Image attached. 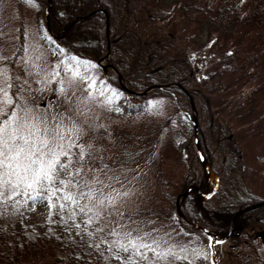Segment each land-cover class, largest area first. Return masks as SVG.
<instances>
[{"label":"rangeland","instance_id":"rangeland-1","mask_svg":"<svg viewBox=\"0 0 264 264\" xmlns=\"http://www.w3.org/2000/svg\"><path fill=\"white\" fill-rule=\"evenodd\" d=\"M118 6L111 39L121 37L125 31L130 33L126 49L119 47L115 59L131 64V76H144V69L161 70L155 74L161 81L171 68H177L190 74L191 78L184 83L192 90L196 89L195 79L212 90L218 72L222 74L227 92L235 93L231 133L244 130L246 134L243 142L236 144L242 154L240 165L228 181L229 186L222 184L221 187L222 191L226 187L231 189L225 204L233 207L243 201H263L264 61L261 60L257 67L239 65L229 56H222L218 47H212L214 40L207 41L205 36H201L198 43L183 39L182 24L175 9L158 5L145 11L138 7L137 0H127L126 3L119 0ZM46 12L45 6L37 1L0 0V72L5 73L11 85L9 94L17 104L46 119L49 127L61 125L65 132L64 150L69 157L78 160L79 155L83 160L85 166L76 168L72 183L64 181L65 185L58 188L57 204L64 216L76 220L78 214L85 213L87 220L101 221L111 227L120 244L131 243L144 252L148 249L140 244H152L158 255L184 259L189 264H199L200 260L214 264L211 255L219 254L226 256L223 264H264V237L255 238L254 243L232 251L230 245L238 235L232 232L233 237L219 247L223 251L212 252L214 248L209 245V240L193 233L183 223L180 227L187 238L168 219L169 214L177 217L176 198L184 190L183 179L187 174L184 160L174 147L184 150L187 157L191 156L193 149L195 151L193 120H197L199 146L207 152L211 169L217 173L222 164L233 161L216 154L212 135L214 122L210 117L216 109L208 107V113L206 104L204 106L192 96L195 111L189 114L190 98L177 92V103L187 121L173 119L164 127L173 113L175 102L158 95L150 97L148 114L142 112L132 118L121 117L117 113L121 110L118 108H122L118 100L124 95L106 82L105 75L114 74L110 64L105 58L97 60L88 55H67L47 46L45 40L50 35L46 28ZM136 43H141L143 50L145 47L148 51L146 59L143 51L142 55L135 57L127 50ZM253 46L254 42L243 38L240 51H248ZM230 47L226 55L235 49ZM169 56L172 58L170 64ZM137 67L140 68L133 70ZM200 106L203 108L198 111ZM196 165L198 173L203 175L202 164L196 160ZM202 182L204 193H209L215 184L209 175L202 178ZM219 199L220 195L218 202ZM99 200H104V204H99ZM194 200L191 202L195 205ZM183 201L184 198L180 197V207L184 205ZM210 205L219 207L220 204ZM17 211L28 238L48 234L65 238V242L74 240L68 229L64 234L56 231L53 201L40 197L38 193L24 198L17 205ZM255 216L264 229V209ZM250 226L252 230L257 228L253 224ZM254 232L257 234V230ZM215 236L218 239L224 237ZM242 240L246 242L247 238ZM257 250L259 254L255 253ZM63 264H67V259Z\"/></svg>","mask_w":264,"mask_h":264},{"label":"trees","instance_id":"trees-1","mask_svg":"<svg viewBox=\"0 0 264 264\" xmlns=\"http://www.w3.org/2000/svg\"><path fill=\"white\" fill-rule=\"evenodd\" d=\"M32 1L43 4L49 10V28L47 31L50 37L45 40V44L51 49L65 52L67 55H88L97 60L105 58L107 63L111 64L121 74L125 87L133 92L145 91L153 85L167 86L180 83L204 106L206 104L207 110L208 107L216 109L215 113L210 114L214 122L212 135L216 146V154L229 157L233 161L228 164H222L220 171L216 173L220 180V186L216 194L211 197L200 196L193 198L194 195L198 194L196 190H193L184 197V205L182 204L180 208L190 223L184 221L178 215L174 217L169 214L168 219L173 221L174 227L181 231L183 235L185 233L180 226L184 223L192 229L193 233L201 235L208 240L200 229L192 226L193 223L205 227L213 234L226 236L235 214L240 209L258 201H243L240 204L229 207L225 204V201L229 197L231 189L226 187L224 191L221 190L222 184L229 186L228 181L232 179V175L240 165L242 154L236 144L242 143L246 137L244 130L238 131L236 134L231 133V125H234L231 113L236 105L235 101L232 102V98L235 93L227 92L228 87L223 83L222 74L218 72L216 76L217 82H215V87L212 90L208 88L209 86H204L198 79H195L194 83L196 84V89L192 90L193 88H189L184 83L186 79L189 80L191 78L190 74H185L183 70L177 68H171L167 72L168 74L162 77L161 81L157 80L155 76L161 70L154 72L144 69V76L138 74H132L133 76H131V64H124L121 59H115L117 49L119 47L125 48L127 45V39L131 37L130 33L125 31L121 37L115 40L111 39L115 32L113 23L118 14L119 0ZM123 1L124 3L127 2V0ZM137 4L138 7L144 8L145 11H149L158 5L171 10L175 9L176 17L182 24L183 39L198 43L200 37L205 36L207 41L214 40L212 47H218L222 52V56H229L238 62L239 65L257 67L261 60L264 61V0H221L219 2L216 0H137ZM103 11L107 13L108 21L106 13ZM243 38H249L254 42V46L248 51H240V44L243 42ZM229 46L235 49L226 55ZM127 50L130 51L131 56L135 57H139L143 52L145 59L148 55V51L145 47L143 50L141 43H136V46ZM168 63H172L170 56ZM146 64L144 61V67H146ZM186 64L190 67L187 59ZM139 68H133V70H138ZM105 77L107 79L106 82L111 87L113 86V88L124 95L118 100L121 103L119 106L122 108H118V110H121L117 113L122 115L121 117L132 118L142 112H144V115L148 114L150 112L148 106L150 97L158 95L171 98L175 102L173 113L164 123V127H167L173 119H177L180 122L187 121L180 104L177 103V92L186 98L188 97L179 87L156 88L144 95L132 94L120 87L117 74H107ZM202 108L200 106L198 111ZM187 111L189 114L192 112L191 105ZM208 113H210V109ZM245 124L251 125L252 122ZM179 149L174 147V150L178 151L180 158L184 160L187 173L183 179V192L192 185L198 186L204 192L205 187L202 178L208 176V174L205 171L203 175L198 173L196 160L199 161V157L196 150L194 151L193 149L191 156L187 157L185 151ZM202 152L208 162L207 152ZM59 162L68 165V173H62L59 178L63 181H69L70 184L75 179L73 174L76 172V168L85 166L79 155L78 160L68 155H63L59 158ZM64 185V183L62 185H54V193L39 195L42 198L53 201L56 231L59 234H64L63 232L68 229L73 234L74 240L65 242V238L59 239L54 235L48 234L39 235L35 239L28 238L22 226L17 205L24 198L37 193V191L24 190L23 194L15 196L14 199L0 203V264H29L30 262H36V264H63L65 259H67V264H189L184 259L175 260L172 257L163 256L164 258L158 259V254L155 251L147 250V252H144V249H139L131 243L120 244L117 242L111 227L101 221L87 220L84 218L85 213L84 215L82 213L78 214L76 220L69 216H64L56 199L58 188ZM218 195H220V202L217 200ZM193 200L195 205L191 202ZM208 203H219L220 205L219 207H212ZM261 209H264V207L248 211L236 218L233 232L238 235L234 236L230 250L234 251L242 245H250L254 243L255 238H259L254 231H263V227L259 224L260 219L258 220L255 215ZM200 211L208 221L204 220ZM246 222H249V224H246ZM252 224L257 227L255 230L251 229L252 226L250 225ZM232 237L233 234H231L230 238ZM242 238H247L249 242L243 241ZM208 242L211 248H214L212 252L217 250L222 252L223 249H219V247L226 243ZM124 247L129 248L131 255L129 252L123 251ZM255 253L259 254L258 250ZM141 254L146 256L147 259H143ZM224 255H211L215 259L214 264H223L222 262L226 257ZM235 258L237 261H241L238 256H235ZM200 261V263L198 262L199 264H208L207 260Z\"/></svg>","mask_w":264,"mask_h":264},{"label":"snow or ice","instance_id":"snow-or-ice-1","mask_svg":"<svg viewBox=\"0 0 264 264\" xmlns=\"http://www.w3.org/2000/svg\"><path fill=\"white\" fill-rule=\"evenodd\" d=\"M0 77H4L0 80V203L14 199L24 190L37 191L38 195L54 193V185L64 183L59 178L61 174L68 173V165L57 159L61 154L68 155L63 144L65 132L61 125L49 127L46 119L18 105L9 94L11 85L5 73L0 72ZM98 203L103 205L104 200ZM140 247L154 251L152 244L141 243ZM123 251L131 255L128 247ZM157 258L164 257L158 255Z\"/></svg>","mask_w":264,"mask_h":264},{"label":"water","instance_id":"water-1","mask_svg":"<svg viewBox=\"0 0 264 264\" xmlns=\"http://www.w3.org/2000/svg\"><path fill=\"white\" fill-rule=\"evenodd\" d=\"M104 13H106L105 11H103ZM48 13L49 11L46 12V23H47V28H49L48 26ZM106 17H107V21H108V15L106 13ZM110 68H112L114 70V67L112 65H109ZM117 76H118V79H119V83H120V86L126 90V91H129L133 94H147L148 92H150L151 90L153 89H156V88H159V89H163L165 88L163 85H153L151 87H149L148 89H146L145 91L143 92H133L131 90H128L125 88L124 84H123V80H122V77L119 73H117ZM177 86H180V88L189 96L190 98V104L192 106V109L195 111V107H194V101L192 99V97L190 96V94L188 93V91L182 87L181 85L179 84H176ZM193 129H194V138H195V147H196V151H197V154L199 156V160L204 168V171L209 175L211 176L214 180H215V186L213 188V190L208 193V194H204L203 192H201L196 186H190L189 188H187L183 193H181L177 199H176V208L178 210V215L183 219L185 220L186 222H189L188 219L184 216V214L182 213V211L180 210V205H179V202H180V197H185L187 196L192 190H197L198 193L200 195H203L205 197H210L212 196L213 194L216 193V191L218 190L219 188V178L218 176L211 170L210 166L208 165V163L206 162L205 160V157L202 153V151L200 150V146H199V141H198V123H197V120H193ZM264 206V201L262 202H258V203H253V204H250L242 209H240L234 216L232 222H231V225H230V229H229V232L228 234L222 238V239H218L216 236H214L212 233H210L208 230H206L205 228L201 227V226H198V225H194L195 227L201 229L205 235L209 238L210 241L212 242H217V243H223L225 242L231 235L232 233V228H233V225H234V220L241 214L243 213H246L248 211H252V210H255V209H258V208H261Z\"/></svg>","mask_w":264,"mask_h":264},{"label":"flooded vegetation","instance_id":"flooded-vegetation-1","mask_svg":"<svg viewBox=\"0 0 264 264\" xmlns=\"http://www.w3.org/2000/svg\"><path fill=\"white\" fill-rule=\"evenodd\" d=\"M256 235H257L259 238L264 237V229H263V231H258ZM259 235H260V236H259Z\"/></svg>","mask_w":264,"mask_h":264}]
</instances>
